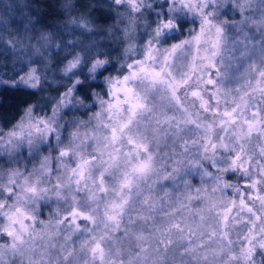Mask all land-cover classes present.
Segmentation results:
<instances>
[{
	"label": "clouds",
	"instance_id": "9594fccd",
	"mask_svg": "<svg viewBox=\"0 0 264 264\" xmlns=\"http://www.w3.org/2000/svg\"><path fill=\"white\" fill-rule=\"evenodd\" d=\"M0 264H264V0H0Z\"/></svg>",
	"mask_w": 264,
	"mask_h": 264
}]
</instances>
